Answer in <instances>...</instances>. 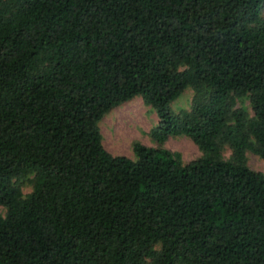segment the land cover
I'll list each match as a JSON object with an SVG mask.
<instances>
[{"label":"trees","instance_id":"1","mask_svg":"<svg viewBox=\"0 0 264 264\" xmlns=\"http://www.w3.org/2000/svg\"><path fill=\"white\" fill-rule=\"evenodd\" d=\"M136 95L158 145L131 159L98 123ZM247 152L264 159V0H0V264H264Z\"/></svg>","mask_w":264,"mask_h":264},{"label":"rangeland","instance_id":"2","mask_svg":"<svg viewBox=\"0 0 264 264\" xmlns=\"http://www.w3.org/2000/svg\"><path fill=\"white\" fill-rule=\"evenodd\" d=\"M193 91L186 88L172 103L171 108L175 112L189 110ZM244 105L251 112L248 100ZM158 117L154 109L147 105L141 95L125 101L103 115L98 123L103 146L114 155H125L135 159L132 144L136 141L148 147H155L158 143L152 138L151 130L157 125ZM172 152H178L183 164L201 155L196 144L185 135L169 136L162 144ZM230 151L225 149L223 157L228 159ZM248 166L258 172L264 173V159L258 155L246 153ZM22 191L24 194L31 191L28 180H24ZM2 215L5 209L0 207Z\"/></svg>","mask_w":264,"mask_h":264}]
</instances>
